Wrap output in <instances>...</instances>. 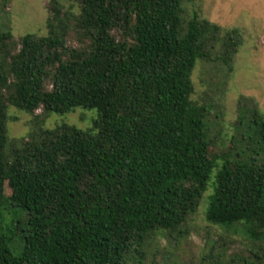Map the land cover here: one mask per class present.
I'll return each mask as SVG.
<instances>
[{
    "label": "trees",
    "instance_id": "1",
    "mask_svg": "<svg viewBox=\"0 0 264 264\" xmlns=\"http://www.w3.org/2000/svg\"><path fill=\"white\" fill-rule=\"evenodd\" d=\"M76 1L48 4L47 36L0 33V264H126L210 189L207 222L241 229L243 262L264 264V114L241 97L242 135L218 153L212 106L192 100L200 63L232 77L240 30L185 18L198 0ZM10 107L33 117L12 147ZM77 108L97 111L93 131L45 129Z\"/></svg>",
    "mask_w": 264,
    "mask_h": 264
},
{
    "label": "rangeland",
    "instance_id": "2",
    "mask_svg": "<svg viewBox=\"0 0 264 264\" xmlns=\"http://www.w3.org/2000/svg\"><path fill=\"white\" fill-rule=\"evenodd\" d=\"M51 1L0 0V33L10 32L17 42L28 34L47 36ZM58 1L66 10L75 14L80 12L76 0ZM184 8L185 18L197 12L201 19L225 30L239 29L243 39L230 79L227 80L217 65L205 63H200L192 76L195 87L192 100L212 106L208 124L216 142L213 148L221 153L242 135V131H238L241 97L254 99L264 114V0L185 1ZM7 116L5 130L12 147L31 132L33 117L15 107L8 109ZM97 120L96 110L77 108L65 115L52 114L45 129L53 130L66 124L89 132L93 131ZM16 176L15 171L13 184L6 191L9 196L16 191ZM211 193L212 189L204 195L197 212L188 218L180 231L159 232L145 245L143 257L134 253L126 264H245L243 260L251 256L254 244L241 229L229 230L207 222Z\"/></svg>",
    "mask_w": 264,
    "mask_h": 264
}]
</instances>
